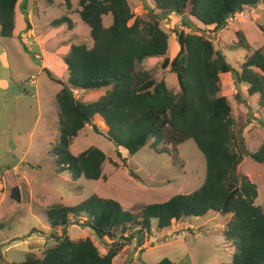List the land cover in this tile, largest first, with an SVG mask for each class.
Here are the masks:
<instances>
[{
  "label": "trees",
  "instance_id": "obj_1",
  "mask_svg": "<svg viewBox=\"0 0 264 264\" xmlns=\"http://www.w3.org/2000/svg\"><path fill=\"white\" fill-rule=\"evenodd\" d=\"M71 1L64 0L67 15L54 26L66 23L68 30L74 29L67 17L73 14ZM152 2L148 21H144L135 17L127 0H78L75 13L89 29V42L77 41L63 57L68 78L55 96L60 137L50 154L56 172H68L73 181L81 177L106 180L102 170L107 158L101 150L90 147L77 156L69 151L86 126L99 133L94 123L100 120L107 140L129 155L149 146L156 154L175 160L178 147L192 140L205 161L203 184L190 194H177L133 213L97 195L74 207L53 204L43 213L47 226L53 231L60 229L61 237L54 246L46 247L42 258L28 252L23 262L12 264H112L125 242L138 235L139 244L145 235H151L152 222L159 233L173 222L202 218L208 212L230 216L222 232L225 242L234 248L228 264H264V209L255 203L257 186L237 171L244 157L264 164V143L253 153L244 148L234 131L231 105L220 87V77L232 74L234 84L245 87L250 98L258 96L257 105L264 110V47L254 50L235 71L202 34L176 32L179 50L170 59L166 55L169 36L160 28L163 19L176 16L184 27H191V18L217 34L235 14L264 5V0ZM17 4L18 0H0V36L4 39L13 36ZM105 16L111 17L109 27L103 26ZM260 31L264 34L263 28ZM236 46L249 49L244 40ZM154 58L162 59L161 68L174 75L177 93L138 69L142 62ZM94 90H105L95 102L83 103L74 95ZM19 193L13 188L10 198L20 203ZM81 219H85L82 226L98 239L114 240L104 256L91 239L72 241L66 236L71 220L77 224ZM157 264L173 263L164 259Z\"/></svg>",
  "mask_w": 264,
  "mask_h": 264
},
{
  "label": "rangeland",
  "instance_id": "obj_2",
  "mask_svg": "<svg viewBox=\"0 0 264 264\" xmlns=\"http://www.w3.org/2000/svg\"><path fill=\"white\" fill-rule=\"evenodd\" d=\"M63 3L64 0H18L13 36L10 39L0 36L2 264L21 263L28 252L42 258L45 250L56 244L61 230H50L43 213L53 204L74 207L97 195L114 200L123 210L133 213L144 205L162 203L177 194H190L205 178V161L192 140L178 147L175 160L165 154H156L149 146L129 155L107 140L105 125L100 120L94 123L99 133L86 126L69 151L77 156L90 147L101 150L107 158L102 170L106 180L90 181L81 177L73 181L68 172H56L55 159L50 152L60 137L55 96L68 78L63 57L77 41L89 42L88 27L78 15L67 16L75 25L73 31L68 30L66 23L54 26L67 15ZM127 3L135 17L148 21L147 13L154 6L152 0H127ZM28 14H31L30 21ZM189 20L190 28L184 27L181 18L176 16H168L160 22V28L169 36L166 55L170 59L179 50L175 35L180 31L209 38L235 71H239L254 50L264 47V34L260 31L264 29V5L235 14L217 34ZM103 22L108 26L110 16L104 17ZM29 29L33 31V40L27 37ZM239 40L248 43L249 49L236 46ZM161 63L162 59H148L138 69L148 72L157 82L164 81L168 89L177 93L174 75L169 69H162ZM220 87L221 95L229 100L232 108L234 131L239 133L244 148L255 152L264 143V110L257 105L258 96L250 98L245 87L234 84L232 74L220 77ZM104 94L103 90L74 92L83 103L95 102ZM237 171L257 186L255 203L264 209V164L244 157ZM13 188L20 191V203L10 198ZM228 219L230 216L222 217L214 212L202 218H187L179 222L175 230L164 232L170 234L166 240L160 239L163 236L157 234L155 222H152L151 235H145L139 244V237L136 240L135 236V240L125 242L126 246L113 264H157L164 259L173 264L231 263L234 248L222 236ZM84 221L81 219L74 224L71 220L66 236L72 241L91 239L104 256L114 240L98 239L93 231L82 226ZM29 236L33 237L31 241L36 236L41 241L23 243ZM127 236L125 234L124 238Z\"/></svg>",
  "mask_w": 264,
  "mask_h": 264
},
{
  "label": "crops",
  "instance_id": "obj_3",
  "mask_svg": "<svg viewBox=\"0 0 264 264\" xmlns=\"http://www.w3.org/2000/svg\"><path fill=\"white\" fill-rule=\"evenodd\" d=\"M72 2H74V3H72ZM77 4H78V0H75V1H71V5H72V11H73V15H78V14H76L75 13V11H76V9H77ZM63 5H64V3H63ZM27 17H28V19H29V21H30V17H31V14H28L27 15ZM79 17V16H78ZM105 17H107V16H105ZM104 18V17H103ZM111 18V17H110ZM103 22V21H102ZM110 24H111V22H110ZM110 24L108 25V26H104V22H103V26L104 27H109L110 26ZM74 28H75V25H74ZM74 30V29H73ZM73 30H69V31H73ZM89 30V29H88ZM33 36H34V34H33V31L32 30H30L29 29V32H28V34H27V37L29 38V39H31V40H33ZM33 44V42L32 43H30L29 45H32ZM53 54L55 55V52H53ZM66 68V67H65ZM100 92H102V91H100ZM28 93V92H27ZM103 93H105V90H103ZM229 220V219H228ZM228 222V221H227ZM226 222V223H227ZM178 223L179 222H174V223H172L171 224V227L169 228V229H166V230H164V231H162V232H157V234H159L160 236H163V238H160V239H165L166 240V238L167 237H169L170 236V234H165L164 232L165 231H168V230H170V229H174L175 230V228H176V225H178ZM175 225V226H174ZM173 233H174V231H173ZM45 237H47V236H45ZM31 240H33V237H30L29 236V238H27V240H25L23 243H27L28 241H30L29 243H27V244H33V242H36L37 244L41 241L40 240V238L39 237H37L36 236V239L34 240V241H31ZM118 258V257H117ZM116 257L113 259V261H112V264L115 262V260L117 259ZM0 264H2L1 263V260H0Z\"/></svg>",
  "mask_w": 264,
  "mask_h": 264
},
{
  "label": "water",
  "instance_id": "obj_4",
  "mask_svg": "<svg viewBox=\"0 0 264 264\" xmlns=\"http://www.w3.org/2000/svg\"><path fill=\"white\" fill-rule=\"evenodd\" d=\"M137 238H138V235H135V239L137 240Z\"/></svg>",
  "mask_w": 264,
  "mask_h": 264
}]
</instances>
